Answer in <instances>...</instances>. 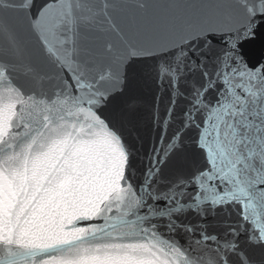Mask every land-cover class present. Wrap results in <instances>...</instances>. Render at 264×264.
I'll list each match as a JSON object with an SVG mask.
<instances>
[{
    "label": "water",
    "instance_id": "obj_1",
    "mask_svg": "<svg viewBox=\"0 0 264 264\" xmlns=\"http://www.w3.org/2000/svg\"><path fill=\"white\" fill-rule=\"evenodd\" d=\"M0 264H264V0H0Z\"/></svg>",
    "mask_w": 264,
    "mask_h": 264
}]
</instances>
